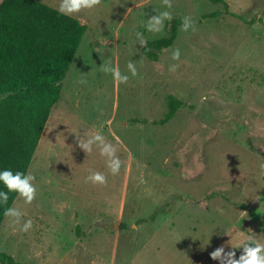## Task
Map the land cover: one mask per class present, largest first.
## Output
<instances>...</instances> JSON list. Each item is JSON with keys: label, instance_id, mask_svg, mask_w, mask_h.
I'll list each match as a JSON object with an SVG mask.
<instances>
[{"label": "rangeland", "instance_id": "obj_1", "mask_svg": "<svg viewBox=\"0 0 264 264\" xmlns=\"http://www.w3.org/2000/svg\"><path fill=\"white\" fill-rule=\"evenodd\" d=\"M225 1L229 13L208 0H100L73 15L87 31L28 170L35 198H16L24 215L3 221L1 251L21 264H226L210 253L223 246L238 259L247 237L264 241V0ZM165 10L194 30L180 26L151 61L136 33L146 43L170 36L169 20L159 33L145 27ZM109 62L127 83L100 70ZM168 95L184 105L154 125ZM97 132L115 147L118 174L99 148L79 147ZM91 172L106 182L87 181Z\"/></svg>", "mask_w": 264, "mask_h": 264}, {"label": "trees", "instance_id": "obj_2", "mask_svg": "<svg viewBox=\"0 0 264 264\" xmlns=\"http://www.w3.org/2000/svg\"><path fill=\"white\" fill-rule=\"evenodd\" d=\"M208 1L223 5L229 13L225 0ZM219 15L213 12L203 17ZM181 25L179 18L169 21L170 36L147 42L142 53L158 61L160 54L174 45ZM86 31L87 26L77 18L61 15L40 0L0 2V169L28 174ZM166 105L168 111L160 121H153L154 125L168 124L184 102L168 95ZM132 122L145 124L146 120L134 118ZM17 197L10 193L7 204L0 205V227L6 218L4 208L12 207ZM77 230L80 235L79 226ZM0 264L21 263L0 250Z\"/></svg>", "mask_w": 264, "mask_h": 264}, {"label": "clouds", "instance_id": "obj_3", "mask_svg": "<svg viewBox=\"0 0 264 264\" xmlns=\"http://www.w3.org/2000/svg\"><path fill=\"white\" fill-rule=\"evenodd\" d=\"M99 2L100 0H60L57 11L64 16H73L82 10L94 8ZM168 7H171L170 3H168ZM171 18L169 11H161L158 14L152 15L147 20L145 27L149 32L159 33L164 27V22L166 20L170 21ZM181 28L183 31L194 30V21L191 17L185 16L183 18ZM136 38L141 46L146 44L143 33L137 32ZM179 57V49L174 50L172 58L177 60ZM175 67V65H172L170 71H174ZM99 68L104 73H110L113 82L116 84H125L129 80L128 74L122 73L118 67L113 66L110 62L102 63ZM127 70L132 76L137 74L135 63L132 61L128 62ZM78 144L80 148L87 152H91L93 146L99 148L100 154L107 158V167L111 174L115 175L119 173L121 161L115 155L116 149L111 143L106 142L105 137L100 132L88 135V138L85 140L79 139ZM34 179L35 177L32 174H25L21 171L13 172L9 168L0 169V185L3 186L0 188V205L7 204L10 193H15L19 198L23 199L25 204H30L36 195V188L33 184ZM86 180L91 181L93 184H104L106 182L105 176L100 172H91L86 177ZM257 200H259V196ZM3 214L5 217L10 218L13 224H21V219L24 215L16 207H5ZM31 227L32 220L27 219L23 221L20 230L27 232ZM240 248H242V252L238 259L235 258V251L229 250L225 252L223 246L211 252L210 256L213 260H221L224 257L226 258V264H264V241L258 238V236L247 237L242 242Z\"/></svg>", "mask_w": 264, "mask_h": 264}]
</instances>
